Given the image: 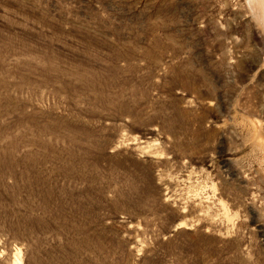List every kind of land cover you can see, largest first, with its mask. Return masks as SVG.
Returning <instances> with one entry per match:
<instances>
[{
	"label": "rangeland",
	"instance_id": "1",
	"mask_svg": "<svg viewBox=\"0 0 264 264\" xmlns=\"http://www.w3.org/2000/svg\"><path fill=\"white\" fill-rule=\"evenodd\" d=\"M260 18L0 0V264H264Z\"/></svg>",
	"mask_w": 264,
	"mask_h": 264
},
{
	"label": "bare ground",
	"instance_id": "2",
	"mask_svg": "<svg viewBox=\"0 0 264 264\" xmlns=\"http://www.w3.org/2000/svg\"><path fill=\"white\" fill-rule=\"evenodd\" d=\"M249 1H250L251 5L253 6V9L255 10V13L257 14V18L261 17L262 18V19L260 18L261 21H264V0H249ZM4 101H2L0 103V109H2V111L6 108V105H5ZM8 106H7V108H8ZM0 146H5V145H1L0 144ZM0 154H1V152H0ZM3 156H5V154L1 155V157H3ZM20 263H21L20 258L19 259L17 258V261L15 262V264H20Z\"/></svg>",
	"mask_w": 264,
	"mask_h": 264
}]
</instances>
